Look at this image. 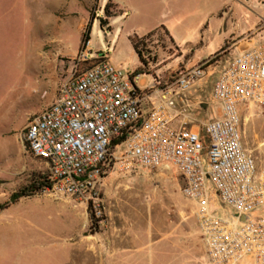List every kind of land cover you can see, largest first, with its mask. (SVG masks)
Listing matches in <instances>:
<instances>
[{"label":"rangeland","instance_id":"obj_1","mask_svg":"<svg viewBox=\"0 0 264 264\" xmlns=\"http://www.w3.org/2000/svg\"><path fill=\"white\" fill-rule=\"evenodd\" d=\"M107 2L0 0V205L33 176L47 177L23 132L27 120L54 100L71 60L83 51L132 72L139 62L131 39L146 36L144 74L152 76L212 57L211 76L197 82L189 98L198 124L218 115L211 89L224 53L213 55L246 28L243 6L236 0H112L120 12L101 26ZM256 12L263 17L264 0ZM261 24L257 19L254 29ZM39 57L46 58L44 78ZM149 81L140 77L142 84ZM241 112L243 146L264 171V108ZM181 184L171 168H111L92 199L96 216L104 218L97 229L88 202L51 189L0 208V264H200L205 249L195 206L181 195Z\"/></svg>","mask_w":264,"mask_h":264},{"label":"built area","instance_id":"obj_2","mask_svg":"<svg viewBox=\"0 0 264 264\" xmlns=\"http://www.w3.org/2000/svg\"><path fill=\"white\" fill-rule=\"evenodd\" d=\"M222 52L211 89L219 113L200 124L189 94L211 76L212 57L166 76H132L108 58L79 53L54 100L23 132L31 155L46 166L50 189L89 203L109 163L122 173L171 168L195 206L205 249L200 264H264V171L244 148L241 130L244 106L264 108L263 35L230 60ZM142 75L150 81L140 83Z\"/></svg>","mask_w":264,"mask_h":264},{"label":"trees","instance_id":"obj_3","mask_svg":"<svg viewBox=\"0 0 264 264\" xmlns=\"http://www.w3.org/2000/svg\"><path fill=\"white\" fill-rule=\"evenodd\" d=\"M104 15L105 18L101 19L100 24L103 26V24H107V21L109 18L116 16L120 11L116 8V4L112 2V0H108V2L104 6ZM167 36V33H165ZM146 36L142 37H136L134 36L131 39L132 46L137 54L139 65L131 72L132 76L144 74L145 69L148 67V62L143 58V49L141 46L143 45V42L145 40ZM168 39L172 43V40L168 36ZM229 40H227L224 44V46L217 51L213 56H218L226 47ZM124 137H120L116 141L112 142V146L115 145L117 142L122 141ZM111 169V163L107 166H103V177H105L108 172ZM51 188V182L44 176V175H37L30 178V180L21 186L19 189L12 192L6 202L0 205L1 209H5L10 205H13L17 203L19 200L35 196L37 194H40L41 192L50 189ZM95 205L90 201L88 203V214L90 219V224L92 227L97 229L100 225V223L104 220L102 216L97 217L96 212L97 209L94 207ZM99 211V210H98Z\"/></svg>","mask_w":264,"mask_h":264},{"label":"crops","instance_id":"obj_4","mask_svg":"<svg viewBox=\"0 0 264 264\" xmlns=\"http://www.w3.org/2000/svg\"><path fill=\"white\" fill-rule=\"evenodd\" d=\"M236 3L240 4L244 8V19L246 22V28L243 29L242 31H239L237 36L234 39L229 40L227 43V47L225 50L229 53L232 51H237L239 48H243L248 45V41H252L253 38L261 35L264 33L263 31H257L258 29L255 28L256 20H264V15L263 17L259 15L256 11L260 8L261 5V0H236ZM230 10V7H223L222 11ZM252 37V40L250 38ZM227 41V40H226ZM200 45V44H199ZM216 53V52H215ZM212 56V55H211ZM34 57V56H32ZM46 58H40L37 60L38 62V68L43 74L47 72L46 70ZM46 75L44 74L43 78Z\"/></svg>","mask_w":264,"mask_h":264}]
</instances>
